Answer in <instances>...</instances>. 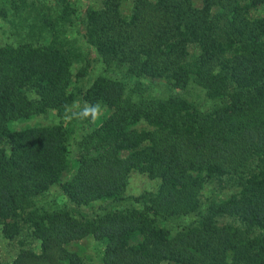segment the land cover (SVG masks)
<instances>
[{"label":"trees","instance_id":"trees-1","mask_svg":"<svg viewBox=\"0 0 264 264\" xmlns=\"http://www.w3.org/2000/svg\"><path fill=\"white\" fill-rule=\"evenodd\" d=\"M259 9L132 0L125 13L102 0L82 19L99 64L85 86L70 0H0L13 39L0 45V234L19 246L0 264H82L69 247L83 239L103 264H264ZM97 103L94 119L72 111ZM133 172L157 189L127 196Z\"/></svg>","mask_w":264,"mask_h":264},{"label":"rangeland","instance_id":"rangeland-1","mask_svg":"<svg viewBox=\"0 0 264 264\" xmlns=\"http://www.w3.org/2000/svg\"><path fill=\"white\" fill-rule=\"evenodd\" d=\"M72 5L76 8V15L74 19V27L70 30V38L75 40V45L79 48L80 52H83L85 55V59L89 62L90 68L88 70V75L86 78H84V84L85 86H88L91 79L98 73L99 71V64L97 61V57L94 53V51L86 44L83 33V15L85 11L88 8H96L99 7L102 3V0H70ZM132 0H122V10L123 12L127 13L130 10ZM193 4L195 7L199 8L202 5V0H193ZM252 17L256 16H264V11L256 10L252 12ZM2 25H8L6 22L0 19V45L12 42V38H6V35L4 34ZM78 68V66H76ZM201 96V95H200ZM86 105L84 104H77L74 105L72 108V111L76 114V117L81 122L84 119V108ZM56 120L52 119L51 115L47 116H37L33 119L26 121V122H19L14 124V128L20 129L24 127H30V126H45L50 125L52 123H55ZM141 127H145V125H141ZM70 158L75 159L77 156V150L73 146V144L70 146ZM68 174H66L64 177L66 178ZM159 184V181L157 179H150L144 174H140L138 172L131 173L126 189V195L127 196H137L142 192L150 191L153 192L157 189ZM217 189V185L214 183L208 184L205 187V192L210 194L212 192H215ZM226 192H230L228 189ZM98 205H94L90 208H81L84 212H89L93 209H96ZM71 250L76 251L79 253L82 264H103L101 260V249L96 244V242L92 239H83L80 241H77L76 243L70 245L69 247ZM19 249V246L17 242H8L5 241L0 234V260L5 262L11 260L15 254L17 253Z\"/></svg>","mask_w":264,"mask_h":264},{"label":"clouds","instance_id":"clouds-1","mask_svg":"<svg viewBox=\"0 0 264 264\" xmlns=\"http://www.w3.org/2000/svg\"><path fill=\"white\" fill-rule=\"evenodd\" d=\"M101 111V106L99 103L95 105H88L84 108V116H91L93 119L97 118Z\"/></svg>","mask_w":264,"mask_h":264}]
</instances>
